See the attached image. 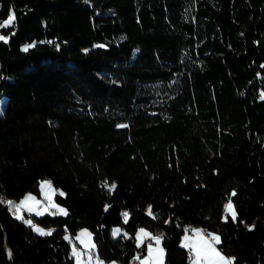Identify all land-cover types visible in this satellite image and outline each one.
Listing matches in <instances>:
<instances>
[{
  "label": "trees",
  "instance_id": "obj_1",
  "mask_svg": "<svg viewBox=\"0 0 264 264\" xmlns=\"http://www.w3.org/2000/svg\"><path fill=\"white\" fill-rule=\"evenodd\" d=\"M10 8L0 197L39 196L47 179L68 215L33 216L56 230L41 236L0 204V264H75L65 229L84 227L104 262L142 256L145 228L164 233L163 264H190L191 227L234 264H264V0H0V21Z\"/></svg>",
  "mask_w": 264,
  "mask_h": 264
},
{
  "label": "snow or ice",
  "instance_id": "obj_2",
  "mask_svg": "<svg viewBox=\"0 0 264 264\" xmlns=\"http://www.w3.org/2000/svg\"><path fill=\"white\" fill-rule=\"evenodd\" d=\"M16 14L13 9H9L8 16L0 21V30L5 29H14L16 22ZM15 35V31H11L9 35L0 34V42L5 44L9 43L11 36ZM121 39H125V37H121ZM49 44H55V41H46ZM35 43L25 44L21 51L27 52L30 48H33ZM57 49L59 50L60 45L56 44ZM95 48H103L105 45L98 44L94 45ZM87 52V49L83 50ZM264 68V65H261ZM261 99H264V92L261 93ZM119 128L128 127L127 124H119L117 125ZM102 187L106 188L109 193H111L117 185L115 182L109 184L107 180H105ZM59 190L53 189L51 181H41L40 182V192L42 196V200L47 203H42V200L37 199L31 193L26 194L19 203H16L11 200H6L3 197H0V204H6L8 206V210L12 212L14 217L17 220H22L23 223L29 225L33 231L37 232L41 236H49L55 229H47L39 227L37 224L33 222L31 218L25 219L21 214V209L26 210L29 213H35L36 216H42L45 213L51 216H67L68 212L65 208L61 207L59 204L53 201V196ZM61 196L64 195L63 192L59 193ZM236 191L233 190L229 195L227 203L224 204V212H225V222H227V217L230 216L232 222H236L237 220V212L235 209V205L233 203V197L236 196ZM111 207L110 205H105V210ZM15 209V211H13ZM146 214L151 216L152 218H158L156 214L152 211V206L148 205L146 209ZM124 218V222H128L129 213L124 211L121 213ZM168 223V221H165ZM249 230L252 229L253 226H248ZM67 233L68 230L65 229ZM184 236L181 238L180 247L185 248L188 251L190 264H234L235 257H227L222 253V250L218 247L221 244V238L219 235L211 232H206L203 229L186 227L184 229ZM191 233V235H189ZM92 233L88 229H81L74 238L70 237V235L66 234L64 239L70 241L75 239L79 241L81 245L84 246V251L78 249L75 244L72 247V255L76 259V264H83L81 257H88V264H92V261L95 260L96 264H105L98 255L95 254L96 245L92 240ZM129 238V234L124 232L121 228H114L112 230L113 238L120 237ZM164 233L153 234L144 228H138L135 233V243L138 249L145 247L147 248V254L141 257V254L138 253L135 257H133L134 261H139V264H161L162 255L164 249L161 247V241L164 239ZM153 241L155 242L153 244ZM8 256L11 259V251L8 250ZM115 264V262H112Z\"/></svg>",
  "mask_w": 264,
  "mask_h": 264
},
{
  "label": "rangeland",
  "instance_id": "obj_3",
  "mask_svg": "<svg viewBox=\"0 0 264 264\" xmlns=\"http://www.w3.org/2000/svg\"><path fill=\"white\" fill-rule=\"evenodd\" d=\"M5 103H6V98L5 97H1L0 98V114L2 113V111H3V107H4V105H5ZM46 181H50V180H47V179H45ZM45 180H41V181H45ZM40 181V182H41ZM40 182H39V185H38V190H39V196H37L36 194H34V193H31L32 195H34L37 199H40V200H42V196H41V192H40ZM52 187H53V189H57V190H59L56 194H59L60 192H62L60 189H58V188H55L54 187V185L52 184ZM27 194H29V193H27ZM55 194V195H56ZM55 195L53 196V201L55 202V203H57L56 202V200H55ZM25 196V195H24ZM24 196L23 197H21L20 199H18V200H15V199H7V200H11V201H14V202H16V203H19V201L20 200H22L23 198H24ZM42 203H47L46 201H43L42 200ZM58 204V203H57ZM60 205V204H59ZM61 207H63L62 205H60ZM8 207V206H7ZM64 208V207H63ZM13 211H15V209H13ZM10 212V211H9ZM11 213V215L14 217V215L12 214V212H10ZM20 214L25 218V219H28V218H31L32 220H33V222H34V219L32 218L33 216L34 217H40V216H36L35 215V213L33 212V213H29V212H27L26 210H24V209H21V212H20ZM45 214H47V213H45ZM44 214V215H45ZM43 216V215H42ZM224 217H225V212H224V214H223V216H222V219L225 221V219H224ZM228 217H230V216H228ZM228 217H227V219H228ZM15 218V217H14ZM231 218V217H230ZM16 219V218H15ZM22 221V220H21ZM35 224H37L36 222H34ZM39 227H41V228H44L45 230H47V229H49V228H47V227H43V226H41V225H39V224H37ZM114 228H121V227H119V226H115V227H113L112 228V230L114 229ZM81 229H87V228H81ZM81 229H79L78 231H77V233L81 230ZM145 229V228H144ZM197 229H199V228H197ZM89 230V229H88ZM147 230V229H146ZM34 233H36L37 235H39L37 232H35L34 231ZM76 233V234H77ZM67 234V233H66ZM65 234V235H66ZM69 235V234H68ZM189 235H191V233H189ZM76 236V235H75ZM75 236H70V237H72V238H74ZM69 242V244H70V254L72 255V247H73V244H75L76 245V247L78 248V249H80V250H82V251H84L85 249H84V246L83 245H81L80 243H79V241H77V240H75V239H72L71 240V242L70 241H68ZM155 242L153 241V244H154ZM181 244V243H180ZM161 247H162V245H161ZM95 254H96V251H95ZM146 254H147V248H146ZM146 254H144V255H146ZM73 256V255H72ZM81 260H82V262H83V264H88V257L87 256H82L81 257ZM74 261H75V264H76V259H75V257H74ZM103 261V260H102ZM112 262H115V261H110V262H107V263H105V264H112ZM163 262H164V252H163V255H162V262H161V264H163ZM132 263H133V261H132ZM131 263V264H132ZM92 264H96V262H95V260H93L92 261ZM115 264H118L117 262H115ZM135 264H139V261H136V263Z\"/></svg>",
  "mask_w": 264,
  "mask_h": 264
},
{
  "label": "crops",
  "instance_id": "obj_4",
  "mask_svg": "<svg viewBox=\"0 0 264 264\" xmlns=\"http://www.w3.org/2000/svg\"><path fill=\"white\" fill-rule=\"evenodd\" d=\"M141 249L143 250V254H142V256H143L144 254H146V246L145 247H142ZM105 263H107V262H105Z\"/></svg>",
  "mask_w": 264,
  "mask_h": 264
},
{
  "label": "bare ground",
  "instance_id": "obj_5",
  "mask_svg": "<svg viewBox=\"0 0 264 264\" xmlns=\"http://www.w3.org/2000/svg\"><path fill=\"white\" fill-rule=\"evenodd\" d=\"M132 261L135 262V261L132 259L131 262H130V264L132 263Z\"/></svg>",
  "mask_w": 264,
  "mask_h": 264
},
{
  "label": "built area",
  "instance_id": "obj_6",
  "mask_svg": "<svg viewBox=\"0 0 264 264\" xmlns=\"http://www.w3.org/2000/svg\"><path fill=\"white\" fill-rule=\"evenodd\" d=\"M136 263V261L135 262H133L132 264H135Z\"/></svg>",
  "mask_w": 264,
  "mask_h": 264
}]
</instances>
